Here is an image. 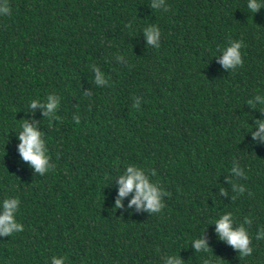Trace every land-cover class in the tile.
Returning <instances> with one entry per match:
<instances>
[{"label": "trees", "instance_id": "trees-1", "mask_svg": "<svg viewBox=\"0 0 264 264\" xmlns=\"http://www.w3.org/2000/svg\"><path fill=\"white\" fill-rule=\"evenodd\" d=\"M256 2L252 12L248 0H8L0 214L4 199L19 198L24 230L0 235V264H51L53 256L64 264H264V236L256 239L264 140L252 135L264 121V0ZM151 25L159 48L144 36ZM236 40L243 67L225 69L218 47ZM47 95L59 99V119L29 110ZM24 120L42 132L55 165L43 176L18 152ZM129 164L159 182L161 213L129 208L131 193L115 208ZM226 212L233 229L249 232L250 256L216 233ZM195 239L210 252H198Z\"/></svg>", "mask_w": 264, "mask_h": 264}, {"label": "clouds", "instance_id": "clouds-1", "mask_svg": "<svg viewBox=\"0 0 264 264\" xmlns=\"http://www.w3.org/2000/svg\"><path fill=\"white\" fill-rule=\"evenodd\" d=\"M163 0H161V3ZM152 8H158L159 4L153 2L151 5ZM261 7L256 0H248V8L252 12H256ZM11 15V9L8 4V0H0V16ZM144 36L149 45H155V48L160 46V29L151 25L144 30ZM242 47V40H236L232 42L230 46L220 48L223 54L219 58V63L225 69L235 70L237 66L243 67L244 61L241 57L240 49ZM104 81L102 80V75L99 71L96 72V83L101 84ZM259 99V97H257ZM59 104V99L56 95H47L46 103L41 104L37 99H32L29 102V110H34L37 107L43 109V116L46 118H55V110ZM251 104V101H249ZM136 109H139L138 106H133ZM79 124V121L76 122ZM258 130L254 132L253 139L255 140L259 137L261 140H264V121H257ZM18 139V152L23 161L27 162L30 167H32L36 173L41 174L42 176L45 173H48L50 170L55 168L54 164H49L50 155L48 154V148L46 147V141L42 138V132L38 131L37 128L30 124L27 120L22 121L20 124ZM153 176L156 175L155 169H149ZM236 171V169H233ZM239 175L240 173L237 172ZM118 194L115 200V208H121L122 199L132 194V198L128 202V207L131 208L133 205L137 209L143 207L150 213H161V210L166 207L161 201L162 188L158 187L159 182L150 183L148 176L145 174L144 170L140 167L135 166L134 164H129L124 171V174L119 176L117 180ZM223 192V189H221ZM240 192H243L244 189L241 187ZM164 195H171L169 192H163ZM20 200L19 198H6L3 200V213L0 214V235L3 236H12L14 233L22 232L23 225L16 220V215L19 211ZM216 224L215 231L218 233L221 240H226L233 249L237 250L242 258L248 257L252 254L253 249L250 247L251 239L249 232L246 228L241 225L233 229V213L226 212L218 220L214 221ZM245 224L249 223L247 218L245 219ZM261 236H264V231L256 236V239L259 240ZM194 248L199 251H204L206 253L210 252L207 248L206 242L203 239H195L193 241ZM66 257L61 256L57 258L53 256L51 258V264H64ZM167 264H182V262L177 258H169ZM204 264H211L210 260H205Z\"/></svg>", "mask_w": 264, "mask_h": 264}]
</instances>
